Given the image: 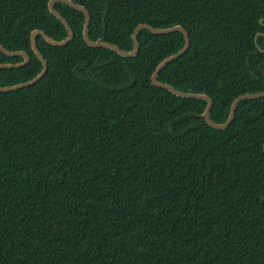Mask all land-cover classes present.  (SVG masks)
<instances>
[{
  "label": "trees",
  "instance_id": "obj_1",
  "mask_svg": "<svg viewBox=\"0 0 264 264\" xmlns=\"http://www.w3.org/2000/svg\"><path fill=\"white\" fill-rule=\"evenodd\" d=\"M49 1L0 0L2 47L29 56L0 87L41 72L33 31L67 38ZM70 1L88 10L90 41L126 52L140 24L181 26L189 48L157 81L210 97L215 123L264 92V0ZM54 7L72 39L37 35L44 76L0 92V264H264V97L212 128L204 100L150 82L181 32L141 29L128 58L87 46L84 14Z\"/></svg>",
  "mask_w": 264,
  "mask_h": 264
},
{
  "label": "water",
  "instance_id": "obj_2",
  "mask_svg": "<svg viewBox=\"0 0 264 264\" xmlns=\"http://www.w3.org/2000/svg\"><path fill=\"white\" fill-rule=\"evenodd\" d=\"M56 3L66 4V5L74 8V9H76V10H78L84 14L85 21H84V27H83L82 35H83V39H84L85 43L87 44V46H89L91 48H97V47L108 48V49L115 51L117 54L124 56V57H128V58L136 56V54L138 52L139 43L137 40V35L141 29H147L154 34H168L171 32H181L185 38V43H184L183 48L181 50H179L177 53L167 57L166 59H164L162 62H160L158 64L154 73L151 76L150 82H151L152 86H154L156 88H163V89L171 92L175 96L182 97V98H193V99L204 100L206 102V108H205L202 116H203L205 122L212 128L225 130L229 126V124L232 122L234 115H235L236 106L240 101L245 100V99H255V98H259V97H264V92H258V93H253V94H243V95L238 96L231 104L230 112H229V116H228L227 120L222 124L215 123L210 119V110H211L212 105H213V101L210 97H208L204 94H193V93L180 92V91L174 89L170 85L163 84V83H160L157 81V76L160 73V71L169 62L177 59L179 56H181L189 48L188 33L181 26H174V27L167 28V29H156V28H153L149 25L140 24L134 29L133 34H132V40H133V44H134L133 50L130 52H126V51L120 50L117 46L112 45V44L107 43V42H100V41L92 42V41H90L88 38L90 14L85 7L80 6L78 4H75L70 0H50L48 3L49 12L53 16H55L57 19H59L63 23V25L65 26V28L68 32L67 38L63 41L56 42V41L52 40L51 38H49L41 30L33 31L30 35V44H31V48H32L33 53L37 56V58L40 60V62L42 64L41 72L30 81H27V82H24L21 84H17L14 86H9V87H0V92H10V91H15V90L21 89L23 87L31 86L34 83H36L37 81H39L44 76V74L47 70V63L44 60L41 53L39 52V50L37 49L36 42H35L37 35H41L49 44L56 46V47L64 46V45L68 44L70 42V40L72 39L73 32H72L70 26L68 25L67 21L55 10L54 6ZM0 51L8 57L20 56L23 58V61L19 64H16V65L0 64V70L12 68V67H14V68L23 67L29 62V56L25 52H8L2 47L1 43H0ZM263 151H264V145H263Z\"/></svg>",
  "mask_w": 264,
  "mask_h": 264
}]
</instances>
